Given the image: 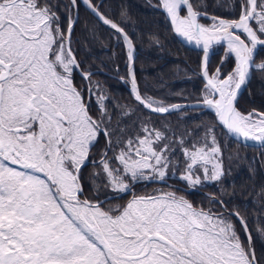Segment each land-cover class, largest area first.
I'll return each instance as SVG.
<instances>
[{
  "label": "snow or ice",
  "instance_id": "snow-or-ice-1",
  "mask_svg": "<svg viewBox=\"0 0 264 264\" xmlns=\"http://www.w3.org/2000/svg\"><path fill=\"white\" fill-rule=\"evenodd\" d=\"M214 3L228 14L208 13L207 0H155L169 34L201 53L200 94L172 102L138 78L126 10L118 22L97 0H0V264H264L255 246L264 222L250 226L224 188L233 162L247 159L231 144L258 150L264 169V109L239 106L264 78V0ZM82 6L94 17L89 45L101 28L123 45L126 70L117 66L116 78L128 105L84 70L74 47ZM165 39L157 34L154 46ZM205 111L214 119L190 126L188 113ZM89 166L103 199L86 195ZM209 186L220 195L207 204L184 194ZM256 202L264 217V188Z\"/></svg>",
  "mask_w": 264,
  "mask_h": 264
},
{
  "label": "trees",
  "instance_id": "trees-1",
  "mask_svg": "<svg viewBox=\"0 0 264 264\" xmlns=\"http://www.w3.org/2000/svg\"><path fill=\"white\" fill-rule=\"evenodd\" d=\"M103 4V11L119 22L120 13L126 10L131 19L128 21L126 31L137 42V74L142 85L147 84L149 93L157 98L170 100L172 102H183L177 93L184 96L195 97L200 94L203 87L202 78L199 75L201 53L191 47L183 44L178 37L169 34V25L163 18V13L158 11L153 5L155 0H97ZM207 11L210 14L220 16L227 15L226 11H222L216 6L214 0H207ZM94 17L85 10L80 8V22L75 29L74 47L78 49L79 57L83 61L85 71H92L93 83L99 82L105 90H107L113 101L119 104H130L131 97L129 89L119 79H117L116 67H119V73L122 75L126 70L124 62L123 45L115 47L109 40L106 28L99 29L97 35L99 39L95 43L88 44L91 39L89 28ZM87 26V27H86ZM166 37L163 48L154 46L153 40L156 35ZM223 56V48H217L212 56L210 68L214 69L220 66ZM231 63L228 62L224 67V71L230 70ZM77 83L81 86L85 84L79 76ZM239 106L242 110L264 109V78L258 74L253 79L248 90H245L239 99ZM188 117L192 118L190 126L196 127L203 121L205 124L214 119V114L210 112H189ZM187 119V118H186ZM173 124L178 123V118H171ZM181 126H184L181 123ZM102 147V142H101ZM232 151H239L242 156H246V160L233 162L231 175L225 183V191L229 194L235 193L233 204L230 206L240 207L243 214L249 220L250 226L254 227L253 221L259 219L264 222V217H260L259 203L257 193L264 188V169L260 168L257 161H253V157H259L258 150L236 146L231 144ZM253 163L257 171L253 175L249 171V163ZM93 168L89 166L84 171V185L86 195L90 197L99 196L103 199L105 192L101 189L99 193L94 190V181L92 180ZM170 184L184 186L183 182L173 177ZM229 182H231L229 186ZM175 187V186H174ZM177 188V187H175ZM151 190V189H149ZM187 195L193 203L207 204L206 197L211 195H220L216 186H209L203 192L186 191ZM257 255H261L264 251V243L260 239L255 240Z\"/></svg>",
  "mask_w": 264,
  "mask_h": 264
},
{
  "label": "water",
  "instance_id": "water-1",
  "mask_svg": "<svg viewBox=\"0 0 264 264\" xmlns=\"http://www.w3.org/2000/svg\"><path fill=\"white\" fill-rule=\"evenodd\" d=\"M180 40V39H179ZM181 41V40H180ZM182 42V41H181ZM183 43V42H182ZM184 44V43H183ZM186 45V44H185ZM186 46H188V45H186ZM188 47H190V46H188ZM191 48H193V47H191ZM193 49H195V48H193ZM195 50H198V49H195ZM200 51V50H199ZM211 61H212V57L210 58V63H211ZM245 91H242V94L244 93ZM242 94L240 95V97L242 96ZM240 97H239V99H240ZM170 183V182H169ZM175 187H177V188H183L184 186H179V185H174Z\"/></svg>",
  "mask_w": 264,
  "mask_h": 264
},
{
  "label": "flooded vegetation",
  "instance_id": "flooded-vegetation-1",
  "mask_svg": "<svg viewBox=\"0 0 264 264\" xmlns=\"http://www.w3.org/2000/svg\"><path fill=\"white\" fill-rule=\"evenodd\" d=\"M78 78V77H77Z\"/></svg>",
  "mask_w": 264,
  "mask_h": 264
}]
</instances>
